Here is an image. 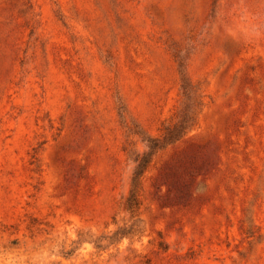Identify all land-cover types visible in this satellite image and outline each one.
Instances as JSON below:
<instances>
[{"label":"rangeland","instance_id":"rangeland-1","mask_svg":"<svg viewBox=\"0 0 264 264\" xmlns=\"http://www.w3.org/2000/svg\"><path fill=\"white\" fill-rule=\"evenodd\" d=\"M0 264H264V0H0Z\"/></svg>","mask_w":264,"mask_h":264},{"label":"trees","instance_id":"trees-1","mask_svg":"<svg viewBox=\"0 0 264 264\" xmlns=\"http://www.w3.org/2000/svg\"><path fill=\"white\" fill-rule=\"evenodd\" d=\"M179 73L181 79V89L185 99V103L181 109V118L177 123L178 125H189L190 127L194 124L195 121V114L197 113L201 102L199 99V93L197 87L193 85L186 73V67L183 63H179ZM176 123L173 125H168L164 128V135L163 139L171 141L173 136H175L174 129L176 127ZM147 151L143 152L142 154H136L134 157L135 167L131 176V184L130 189L127 196L124 199V209L128 211L131 215L136 213L139 208V185H140V177L147 167L148 163L150 162V155L153 151L157 148H160L161 145L159 141H155V139L149 140L146 143ZM128 234H134V228L130 227L128 230L125 228L117 229L114 234L112 240L121 239ZM105 238V236H100L98 240L95 242V246L97 248H101L103 245L101 240Z\"/></svg>","mask_w":264,"mask_h":264}]
</instances>
